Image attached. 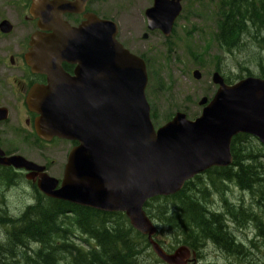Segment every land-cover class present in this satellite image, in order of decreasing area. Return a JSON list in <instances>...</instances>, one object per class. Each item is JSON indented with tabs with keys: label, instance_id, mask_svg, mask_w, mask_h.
I'll return each mask as SVG.
<instances>
[{
	"label": "water",
	"instance_id": "95a60500",
	"mask_svg": "<svg viewBox=\"0 0 264 264\" xmlns=\"http://www.w3.org/2000/svg\"><path fill=\"white\" fill-rule=\"evenodd\" d=\"M179 1L174 0L167 21L156 22L166 35L180 11ZM50 5L44 0L47 17ZM109 24L85 28L80 41L66 45L52 35L38 36V72L48 74V84L38 94V135L77 142L60 186L55 188L58 181L42 166L21 156L0 163L38 171V190L48 197L123 213L163 263L186 264L194 252L183 245L164 251L153 239L157 227L144 204L178 192L209 168L228 166L234 136L248 134L264 144V79L250 75L227 84L214 71L211 81L217 88L210 99L198 100L199 116L189 119L177 111L155 128L145 96V63L114 40ZM62 61L76 64L73 76L60 69ZM192 76L199 79L200 73L193 70Z\"/></svg>",
	"mask_w": 264,
	"mask_h": 264
},
{
	"label": "trees",
	"instance_id": "16d2710c",
	"mask_svg": "<svg viewBox=\"0 0 264 264\" xmlns=\"http://www.w3.org/2000/svg\"><path fill=\"white\" fill-rule=\"evenodd\" d=\"M215 6L214 41L228 52L250 56L248 46L264 49V0H209ZM255 63L257 76L264 78V56L252 54L244 63ZM253 75L247 65L239 67ZM217 71H220L216 67ZM221 72V71H220ZM224 80L233 79L222 74ZM152 120L155 114L151 112ZM172 113L166 116L168 120ZM245 134L236 135L231 144L232 162L227 167L206 171V180L195 176L176 193L157 196L144 204L147 216L157 228L158 241L173 250L177 243L199 253L213 244L228 255L242 257L244 264H264V256L253 257L231 226L245 228L254 222L257 248L264 249V159L260 147ZM224 177L240 194L225 197ZM231 190V189H230ZM246 192L251 199H245ZM218 195L219 202L211 199ZM255 200V201H254ZM0 205V264H155L161 262L151 251L145 235L137 232L120 212H103L52 200L38 193L35 204L11 215ZM238 229V228H237ZM236 231V230H235ZM162 240V241H161ZM239 240V241H237ZM242 242V243H241ZM238 257V258H239ZM155 262V263H154Z\"/></svg>",
	"mask_w": 264,
	"mask_h": 264
},
{
	"label": "flooded vegetation",
	"instance_id": "af4514ba",
	"mask_svg": "<svg viewBox=\"0 0 264 264\" xmlns=\"http://www.w3.org/2000/svg\"><path fill=\"white\" fill-rule=\"evenodd\" d=\"M48 1L51 5L47 17L42 12L44 0H0V160L18 155L42 166L43 173L58 181L55 187L58 188L69 152L77 142L56 136L42 139L38 135V94L48 84V74L38 72V36L42 40L52 35L58 44L66 45L71 40L80 41L85 28L111 23L114 40L140 57L147 67L149 58L137 48L169 46L186 0L178 2L180 11L167 35L156 22L167 21L174 0ZM39 58L52 59L46 55ZM75 67L76 64L60 62V69L69 76H73ZM250 141L262 150L257 156L264 157V144ZM206 171L197 176L206 180ZM38 174L36 170L14 169L0 163V195L5 198L7 190H20L28 194V205L37 202L38 193L56 200L38 190ZM221 183L225 186V197L232 201L229 195L234 189L233 182L222 177ZM212 196L211 200H220L218 195ZM254 228L251 236H255Z\"/></svg>",
	"mask_w": 264,
	"mask_h": 264
},
{
	"label": "rangeland",
	"instance_id": "374dc122",
	"mask_svg": "<svg viewBox=\"0 0 264 264\" xmlns=\"http://www.w3.org/2000/svg\"><path fill=\"white\" fill-rule=\"evenodd\" d=\"M215 32V6L209 0H186L182 12L176 19L175 34L171 37L173 42L169 46L137 48L149 58L146 67L145 95L150 104V112L155 114L156 121L152 120V122L156 128L166 122L168 114L177 111L185 113L189 119L199 116L201 106L197 104L198 100L201 97L210 99L216 90L211 81V75L216 67L221 74L233 79V82L240 79L235 76L240 72L239 67L242 64L247 65L253 73L252 76H257L255 63L252 60L248 64L244 61L252 54L257 56L261 53V56H264V49H260L257 45L253 48L248 46L247 49L251 53L249 57L243 52L225 51L214 41ZM193 70L200 73L199 79L192 76ZM246 73L242 71V75L247 76ZM3 195L5 198L0 195V205H4L3 208L11 215L18 214L28 205L26 198L28 194L20 190H7ZM239 195L236 189H232L229 196L235 199ZM248 198L251 199V195L245 196L246 200ZM215 200L219 202L216 198ZM247 224V229L246 226L245 228L231 226V229L236 228L234 233L236 232L237 239L247 243L246 248L253 250L251 253L255 259L262 258L264 249L261 246L257 248L258 239L254 243L251 242L254 239V236H251L255 229L254 222L249 220ZM164 235L159 238L164 239L161 241L167 247L170 240L167 234ZM181 245L176 243L173 250ZM238 257V255L226 254L213 244H207L200 248L195 258L187 260L186 264H244L242 257Z\"/></svg>",
	"mask_w": 264,
	"mask_h": 264
}]
</instances>
